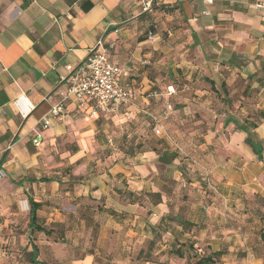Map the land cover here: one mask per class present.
I'll return each mask as SVG.
<instances>
[{
  "label": "crops",
  "instance_id": "crops-1",
  "mask_svg": "<svg viewBox=\"0 0 264 264\" xmlns=\"http://www.w3.org/2000/svg\"><path fill=\"white\" fill-rule=\"evenodd\" d=\"M260 6L157 0L143 13L139 0H0V264H191L198 252L263 264L264 151L259 159L237 127L255 123L264 141ZM101 38L170 140L135 109L127 121L69 105L65 120L38 126L66 66ZM107 119L132 126L91 174ZM139 130L147 139L132 151ZM66 161L75 169L63 178ZM30 201L49 235L31 230Z\"/></svg>",
  "mask_w": 264,
  "mask_h": 264
},
{
  "label": "built area",
  "instance_id": "built-area-1",
  "mask_svg": "<svg viewBox=\"0 0 264 264\" xmlns=\"http://www.w3.org/2000/svg\"><path fill=\"white\" fill-rule=\"evenodd\" d=\"M139 2L143 13L151 12L157 6V0H139ZM260 8H264V6H260ZM113 48V44H108L101 38L85 60L75 66H66L67 74L60 80V85L63 87L59 91L60 100L38 123L43 131L49 129L53 123L65 120L69 105H74L80 110H89L92 116L99 114L114 117L123 116L127 121L132 119L129 109H135L153 122V131L156 136L170 140L159 117L138 105L140 95L128 83L130 71L112 59L111 50ZM175 94L176 91L173 87L167 89V96ZM158 96L161 95L150 93L146 95V98ZM167 108L172 110L170 104L167 105ZM33 143L36 147L40 145L39 139H35ZM3 176V172L0 171V235L3 231V196L1 193Z\"/></svg>",
  "mask_w": 264,
  "mask_h": 264
},
{
  "label": "trees",
  "instance_id": "trees-1",
  "mask_svg": "<svg viewBox=\"0 0 264 264\" xmlns=\"http://www.w3.org/2000/svg\"><path fill=\"white\" fill-rule=\"evenodd\" d=\"M153 125L154 124H152V126L150 125V128H152ZM237 127L239 128V130H241L242 132H245L248 135V137L246 139V145L252 149L254 154L257 155V157L259 159H262L263 158V151H264V148H263L264 147V141L260 140L259 137L257 136V134L254 132V130H256V128H257V125L255 123L247 121V122L242 123L241 125H237ZM157 137H159V136H157ZM135 142L136 141L133 142L132 148L131 149L129 148V149L132 151H133V149H137L140 151L142 149L141 147H142L143 143H135ZM30 202H31L30 203L31 204V210H30V225L29 226H30L31 230L37 231V232H42V233H45L46 235H49L50 232L47 229H45L44 227H42L41 225H39V219L37 217V212H38V210H40L42 205L39 203H35L33 201H30ZM263 221H264V219H263ZM263 238H264V227L261 229V231L259 233L260 241ZM257 249H258L259 254L263 260L261 247H259ZM223 254H224L223 252H217V253H210V254L206 255V254H201L198 252L196 254V257H195L196 260L194 262H192L191 264H218L219 259L223 256ZM37 255L38 254L36 252H33V256L35 258L37 257Z\"/></svg>",
  "mask_w": 264,
  "mask_h": 264
},
{
  "label": "rangeland",
  "instance_id": "rangeland-1",
  "mask_svg": "<svg viewBox=\"0 0 264 264\" xmlns=\"http://www.w3.org/2000/svg\"><path fill=\"white\" fill-rule=\"evenodd\" d=\"M107 122L109 123V127L104 128L101 127L100 128V132H99V136H101L102 139V145L100 146H92L94 149L96 150V152H92V154L90 155V159L89 161L93 164V171H91V174H94L96 171H98L100 169V163L98 164V162H100V160H102L104 158V155L106 153H108V150H113V148L115 147H120L122 145H125V143L127 141L124 140V135L126 133H128V131L131 129V124L126 123L122 125V129H119L118 126L115 123H112L111 119H107ZM104 131H107V133H104ZM147 131V130H146ZM137 141L135 143H142L144 140H146L147 138L144 136H141L139 138V133H141V130H139L137 132ZM154 136V135H153ZM112 138L113 140V145L109 142V139ZM131 141V139H130ZM149 141V140H148ZM128 147V146H127ZM100 150V151H99ZM56 157V156H55ZM57 158V157H56ZM59 157H58V161H59ZM60 162V161H59ZM63 175V178H65L67 175H71L72 171L75 169V166H71L67 163L64 166H60ZM88 177V175H86ZM2 185V183H1ZM1 193H2V187H1ZM3 196V195H2ZM260 243V247L262 249V256H263V264H264V238L259 242Z\"/></svg>",
  "mask_w": 264,
  "mask_h": 264
}]
</instances>
